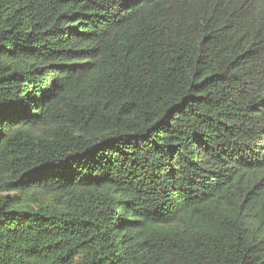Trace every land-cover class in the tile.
Instances as JSON below:
<instances>
[{
  "label": "trees",
  "instance_id": "obj_1",
  "mask_svg": "<svg viewBox=\"0 0 264 264\" xmlns=\"http://www.w3.org/2000/svg\"><path fill=\"white\" fill-rule=\"evenodd\" d=\"M0 264H264V0H0Z\"/></svg>",
  "mask_w": 264,
  "mask_h": 264
}]
</instances>
